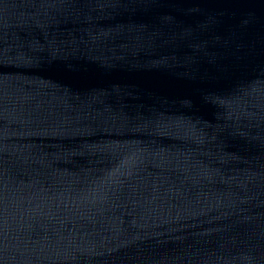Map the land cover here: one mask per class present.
I'll return each mask as SVG.
<instances>
[{
	"label": "water",
	"instance_id": "obj_1",
	"mask_svg": "<svg viewBox=\"0 0 264 264\" xmlns=\"http://www.w3.org/2000/svg\"><path fill=\"white\" fill-rule=\"evenodd\" d=\"M0 264H264V0H0Z\"/></svg>",
	"mask_w": 264,
	"mask_h": 264
}]
</instances>
